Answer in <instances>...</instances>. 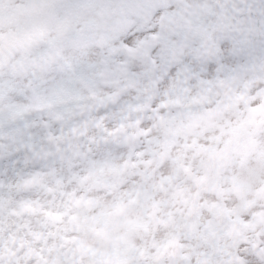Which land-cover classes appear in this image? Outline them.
<instances>
[{
    "label": "clouds",
    "instance_id": "1",
    "mask_svg": "<svg viewBox=\"0 0 264 264\" xmlns=\"http://www.w3.org/2000/svg\"><path fill=\"white\" fill-rule=\"evenodd\" d=\"M115 3L98 15L99 25L71 37L75 50L97 57L88 86L77 82L71 91L56 93L26 79L29 65L19 61L41 31L56 35L58 14L44 0H0V75L10 81L0 94V245L6 254L22 257L23 241L39 250L45 237L48 245H59L62 236L86 237L98 250L126 242L137 247L168 243L170 264H180L184 256L192 264H256L264 256V158L253 154L243 165L222 168L207 153L184 147L193 139L199 146H214L211 137L219 128L188 115L208 105L190 104L186 95L166 94L163 86L125 77L124 57L111 51L120 45L113 37L137 30L151 35L159 20L153 0ZM172 3L180 20H193V31L197 25L205 29L202 56L213 55L216 42L227 41L247 57L224 86L213 85L206 95L230 96L233 106L226 115L232 119L264 104V0H201L195 10L185 0ZM116 93H124L127 103L113 107L110 97ZM240 93L254 99L236 102ZM105 159L108 165L94 163ZM24 170V176L16 174ZM33 170L40 183L25 186ZM83 176L88 179L81 186ZM113 184L138 187L141 196L134 230L120 228L105 238L89 230L85 217L112 203ZM73 190L92 203L75 205L68 197ZM28 201L62 213V220L23 211ZM29 231L42 233L41 240ZM50 231L55 237L47 235ZM23 264H39V259L33 255Z\"/></svg>",
    "mask_w": 264,
    "mask_h": 264
},
{
    "label": "snow or ice",
    "instance_id": "2",
    "mask_svg": "<svg viewBox=\"0 0 264 264\" xmlns=\"http://www.w3.org/2000/svg\"><path fill=\"white\" fill-rule=\"evenodd\" d=\"M44 2L46 7H51L58 14L56 35L41 31L33 49L21 57L19 62L29 65L26 79L38 84L45 92L71 91L77 82L87 87L97 71V57L83 50H75L71 37L78 31L99 25L101 20L98 15L102 17L105 11L115 7V0ZM200 2L201 0H185V4L193 10ZM152 7L156 10L159 23L151 28V35L146 36L144 31L137 30L113 37L120 41V45L118 49L113 48L111 51H118L124 57L122 71L125 77L131 81H148L163 86L167 90L166 94L186 95L190 104L208 105L201 113H192L189 110L188 115L196 121H205L208 125L219 128V134L211 137L215 142L214 146H199L193 139L185 148H197L198 151L207 153L209 159L222 168L235 163L243 165L253 154L264 158V115H260L264 113V104L248 107L247 115L237 113L236 118L232 119L226 115L233 106L230 96L225 97L221 93H216L215 96L206 95L211 92V86H224L245 65L247 57L243 52L232 48L227 41L216 42L215 53L202 56L199 45L206 38L205 29L197 25L193 31V20H180L172 0H153ZM62 32L66 36L64 39L60 37ZM9 88L10 81L0 75V94ZM12 95L15 99L21 98L15 93ZM110 98L113 100V107L127 103L124 93H116ZM234 99L236 102L243 101L248 104L249 99L254 97H246L244 93H240ZM217 121L222 123L218 124ZM28 131L33 133L35 129L29 127ZM179 159L178 155L176 160ZM94 163L108 165L109 161L105 159ZM147 163L151 164L152 161ZM50 167L54 168L55 165L50 164ZM183 170L189 171L187 167ZM250 171L257 174V170ZM25 172L27 170L16 174L24 176ZM87 179V176L80 177L78 183L83 186ZM0 180H4V177L0 176ZM60 182L58 179L57 184ZM38 183L40 178L35 170L24 179L25 186ZM48 191L51 192L52 188L49 187ZM110 195L114 199L104 211L85 217L89 230L105 238L120 228L134 230L136 221L133 217L141 192L138 187L128 190L113 184ZM68 197L77 206L82 202L85 206L92 203L82 195L76 197L75 190L69 192ZM22 210L28 213L40 212L53 222L63 218L62 213L50 211L40 201H36L35 206L31 201L25 202ZM29 235L35 241H40L43 234L29 231ZM47 235L55 237L56 233L50 231ZM60 239L62 242L59 245H48L45 237L39 250L32 247L31 241H23L21 247L27 246V251L22 257L15 256L11 251L6 254L0 245V264H23L24 260L33 255L38 257L39 264H170L168 243L137 247L134 243L126 242L123 245L112 244L107 250H98L88 244L86 237L62 236ZM67 244L74 247L68 250ZM180 264H192V259L184 256ZM197 264L200 262L197 261ZM256 264H264V256Z\"/></svg>",
    "mask_w": 264,
    "mask_h": 264
}]
</instances>
